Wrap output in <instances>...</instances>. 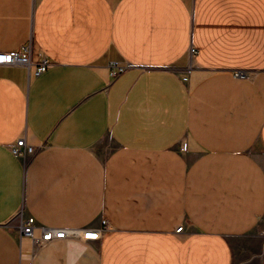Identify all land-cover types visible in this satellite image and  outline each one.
Wrapping results in <instances>:
<instances>
[{
	"label": "crops",
	"instance_id": "0c3cea01",
	"mask_svg": "<svg viewBox=\"0 0 264 264\" xmlns=\"http://www.w3.org/2000/svg\"><path fill=\"white\" fill-rule=\"evenodd\" d=\"M23 45L0 65V264H264V0H0V51ZM27 217L112 229L32 246Z\"/></svg>",
	"mask_w": 264,
	"mask_h": 264
},
{
	"label": "built area",
	"instance_id": "2783aa9c",
	"mask_svg": "<svg viewBox=\"0 0 264 264\" xmlns=\"http://www.w3.org/2000/svg\"><path fill=\"white\" fill-rule=\"evenodd\" d=\"M194 48H190V52H194ZM31 62V51L29 45H23L16 49H11L8 51H0V65H29ZM50 65L49 60L46 57H41L38 61L35 69V73L39 74L44 71ZM125 64L119 62H111L109 65L110 76L115 77L125 70ZM235 76L243 77L244 73L242 71L234 72ZM186 76H183L185 79ZM11 151L15 155H26L34 152L32 146L27 145L23 138H18L14 145L11 147ZM112 227L107 224L105 219L102 220V226L98 229L92 230H82V229H64L55 228L49 226L37 225L33 217H27L21 225V233L27 237L32 246H40L44 243L63 239L67 236H77L81 235L84 241L96 240L100 237L103 231L111 230ZM182 230V226H178L176 231ZM24 264H33V252L25 256Z\"/></svg>",
	"mask_w": 264,
	"mask_h": 264
}]
</instances>
